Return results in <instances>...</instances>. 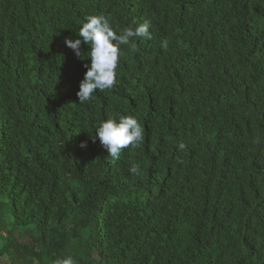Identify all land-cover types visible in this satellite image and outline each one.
<instances>
[{
    "label": "trees",
    "instance_id": "obj_1",
    "mask_svg": "<svg viewBox=\"0 0 264 264\" xmlns=\"http://www.w3.org/2000/svg\"><path fill=\"white\" fill-rule=\"evenodd\" d=\"M91 15L152 39L80 104ZM120 115L144 140L113 159L92 137ZM69 256L264 264V0H0V264Z\"/></svg>",
    "mask_w": 264,
    "mask_h": 264
},
{
    "label": "clouds",
    "instance_id": "obj_2",
    "mask_svg": "<svg viewBox=\"0 0 264 264\" xmlns=\"http://www.w3.org/2000/svg\"><path fill=\"white\" fill-rule=\"evenodd\" d=\"M149 29L150 22H145L134 29H124L118 34L107 17L91 15L79 29V38L65 39V45L72 49L78 58L85 59V54L81 52L82 44L88 45L90 49L86 54L91 63L85 65L87 71L77 93L80 104L90 101L98 90L103 92L112 89L118 83L121 46L130 45L131 51H138L135 40L137 38L151 40L152 32ZM161 46L167 48V41H163ZM92 139L93 142L98 139L110 157L119 159L122 151L140 147L144 140V129L134 116L120 115L118 119L108 118L102 121ZM86 147V143L81 144V148ZM178 147L184 150L186 146L180 143ZM129 171L133 175H138L140 170L133 165ZM55 264H75V262L69 256L57 260Z\"/></svg>",
    "mask_w": 264,
    "mask_h": 264
}]
</instances>
